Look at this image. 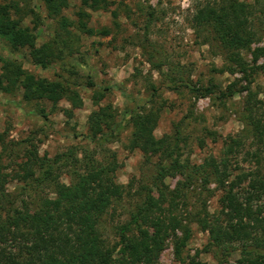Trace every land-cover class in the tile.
I'll use <instances>...</instances> for the list:
<instances>
[{
    "label": "trees",
    "instance_id": "1",
    "mask_svg": "<svg viewBox=\"0 0 264 264\" xmlns=\"http://www.w3.org/2000/svg\"><path fill=\"white\" fill-rule=\"evenodd\" d=\"M38 1L47 16L57 18L58 28L67 33L71 23L61 15L66 1ZM80 2L81 6L74 15L78 33L107 37L110 33L108 28L93 29L87 26L88 12L108 11L113 3L108 0ZM14 7L20 13L17 4ZM110 14L113 19L116 18L114 10ZM25 16L38 23V15L30 7H26L18 18L12 19L7 6L0 5V38L7 43L11 52L28 48L31 61L43 68L47 58L54 55L49 45L36 48L32 32L19 26ZM262 19L264 23V8L257 6V0L251 4L239 0H214L195 6L190 19L192 30L204 36L203 42L218 45L229 60L223 70L240 73L241 81L246 84L236 91L224 92L209 81L204 88H191L189 92L199 93L198 96L202 93L213 94L221 101L236 92L247 90L252 75L264 70V64L256 65L259 58L264 60V45L250 49V45L260 39L252 29L254 21L261 25ZM61 43L60 48L72 51L73 45L64 41ZM240 49L250 51V65L239 55ZM148 62L159 71L160 76H166L160 62L150 58ZM58 79L47 81L26 72L14 59L1 60L0 90L4 93L16 89L21 90V99L25 102L47 101L54 106L65 99L71 109L81 107V100L74 89L78 86L77 82H68L61 77ZM164 83L170 91L187 89L180 77L167 76ZM84 86L94 89L91 102L96 106L103 98L105 89H97L90 79ZM150 89L147 101L127 108L122 121L131 128L128 151L150 146L159 154L153 178L160 185H155L158 196L153 202L150 193L145 192L142 204L129 214L128 221L114 227L116 241L111 246L103 240L96 227L102 225L103 216L113 204L122 200L125 187L115 182V172L119 166L113 153L104 150L99 166L93 167L90 162L91 157L99 154L103 143L111 137L116 127L108 121L110 118L98 111L88 115V138L92 150L80 149V159L76 158L72 148L53 158L39 156L29 139L14 143L7 140L6 132H0V264H152L168 237L172 238L174 253L178 255L187 239L188 230L181 224V215L175 213L176 201L199 180L203 184L202 189H206L204 185L211 181L220 192L218 209L209 213L202 202L201 208L183 217L194 223L200 232L206 233L207 247L220 264H229L225 258L233 252H237L240 259L233 264H264L262 102L256 96L244 101L238 118L242 129L236 137L227 138L228 143L220 159L210 157L201 165L189 166L179 161L181 138H178V128L171 137L154 138L153 130L160 106L155 102L156 90L152 85ZM62 112L71 114L66 109ZM103 127L108 133L102 131ZM245 143L248 148L242 153V161H248L253 166L243 170L235 164L236 173L231 174L229 161L235 158L233 161L236 163ZM3 158L18 160L7 171L8 165L2 164ZM63 175L68 179V184L60 181ZM170 175L180 176V180L173 190L168 191L162 185L163 179ZM13 182L17 186L8 191L7 185ZM44 191H49L53 198L46 197ZM166 193L168 199H165ZM165 201L167 213L155 215L154 211L158 212L159 204ZM86 218L91 220L90 224ZM130 227L134 228L135 234H129ZM146 227L152 229L153 233L148 234ZM177 230H182L183 238L176 237Z\"/></svg>",
    "mask_w": 264,
    "mask_h": 264
},
{
    "label": "rangeland",
    "instance_id": "2",
    "mask_svg": "<svg viewBox=\"0 0 264 264\" xmlns=\"http://www.w3.org/2000/svg\"><path fill=\"white\" fill-rule=\"evenodd\" d=\"M65 1L61 15L71 23L67 33L58 28L57 18L47 16L38 0H0V5L7 6L12 19L18 18L26 7L34 10L38 15V23H33L29 16H25L19 26L32 32L36 48L49 45L54 55L47 58V63L42 68L31 61L28 48L11 52L7 43L0 38V64L1 60L14 59L22 69L35 77L47 81H59L58 77L68 82L76 81L78 86L74 89L81 100V107L71 109L65 99L54 106L47 101L25 102L21 99V90L14 89L9 93L0 90V132H6L7 140L14 143L29 139L39 156L53 158L72 148L76 158L80 159V149L92 150V143L88 138V115L92 111H98L110 118L108 121L116 127L111 137L103 143L99 154L91 157L90 162L93 167L99 166L102 164L100 156L104 154V150L113 153L119 166L115 172V182L125 187L122 200L113 204L103 216L102 225L96 227L103 240L111 246L116 241L114 227L128 221L129 214L142 204L145 192L148 191L151 200L156 201L158 191L155 185L160 186L153 179L159 154L150 146L132 151L127 149L131 128L122 121L124 111L146 102L152 85L157 94L155 102L160 106L153 130L154 138L171 137L178 128V138H181L179 161L189 166L201 165L210 157L220 159L228 143L227 138L236 137L241 131L242 124L238 118L245 100L256 96L262 102L264 111V70L252 75L247 90L236 92L221 101L213 94L202 93L198 96L199 93L189 92L191 88H204L209 81L224 92L236 91L239 86L246 84L241 81L240 73L223 70L229 60L218 45L213 43L212 47L203 42L204 36L196 34L191 28L190 19L195 6L214 0H108L113 3L108 11H89L87 21L90 28H108L110 33L107 37L79 34L74 15L81 2ZM239 1L251 4L253 0ZM14 4H17L20 13ZM257 6L264 8V0H257ZM112 10L116 14L114 19L110 14ZM258 13L261 14V11L258 10ZM147 14L151 16L148 17ZM145 26L147 29H144ZM252 29L260 39L257 43H252L250 49L262 47L263 19L261 25L254 21ZM71 40L78 41L69 43ZM63 41L73 45L71 52L60 48ZM238 53L250 65V51L240 49ZM148 58L160 62L166 76H160L159 71L148 62ZM262 64L264 60L259 58L256 65ZM167 76L180 77L187 89L168 90L164 83ZM88 79L97 89H105L103 98L96 106L91 102L94 89L84 86ZM64 109L70 110L71 114L62 112ZM102 131L108 133L104 127ZM247 148L248 144L245 143L236 163L233 161L235 158L230 159L231 174L236 173L235 164L243 170L253 166L248 161H242V153ZM17 160L3 158L2 164L8 165L9 171ZM179 180L180 176H167L163 179L162 188L171 191ZM60 181L68 184L64 175ZM201 185L200 180L192 184L184 191L181 199L176 201L175 213L181 215V224L188 230L187 239L179 254L174 253L172 238L168 237L163 250L152 264H220L207 247L206 233L200 232L194 223L184 218L186 214H192L201 208L202 202L209 213L218 209L220 192L211 181L204 185L206 189H202ZM16 186L13 182L6 188L10 191ZM43 194L53 198L49 191H44ZM165 199H168L167 193ZM159 207L158 212L154 211L155 215L159 212L167 213V201L159 204ZM86 220L88 224L91 223L89 218ZM146 230L148 234L153 233L149 227ZM129 234H135L133 227L129 228ZM176 237L183 238L182 230L176 231ZM225 259L229 264L240 261L237 252Z\"/></svg>",
    "mask_w": 264,
    "mask_h": 264
}]
</instances>
